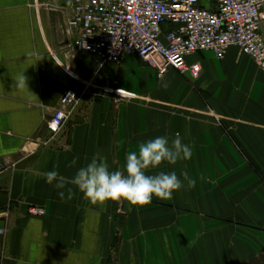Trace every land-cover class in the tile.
Wrapping results in <instances>:
<instances>
[{
	"label": "crops",
	"instance_id": "0c3cea01",
	"mask_svg": "<svg viewBox=\"0 0 264 264\" xmlns=\"http://www.w3.org/2000/svg\"><path fill=\"white\" fill-rule=\"evenodd\" d=\"M72 16L68 0H0L2 264H264V72L235 47L224 60L190 56L202 67L196 81L159 77L136 55L105 65L68 56ZM86 85L53 135L46 125L62 95ZM177 132L193 155L163 170L196 182L170 200L61 202L44 179L54 167L70 179L72 159L78 167L97 152L122 169L125 152ZM33 206L46 215L29 216Z\"/></svg>",
	"mask_w": 264,
	"mask_h": 264
},
{
	"label": "built area",
	"instance_id": "2783aa9c",
	"mask_svg": "<svg viewBox=\"0 0 264 264\" xmlns=\"http://www.w3.org/2000/svg\"><path fill=\"white\" fill-rule=\"evenodd\" d=\"M73 16L70 26L78 35L65 48L67 55L90 54L101 65L120 64L136 55L159 77L178 72L189 81L200 78V63L188 58L210 52L224 60L235 47L264 72V0H68ZM68 88L59 108L47 122L53 135L62 131L73 110L88 93ZM29 216L44 217L46 210L30 207ZM6 229L0 228V236ZM0 264L2 261L0 260Z\"/></svg>",
	"mask_w": 264,
	"mask_h": 264
},
{
	"label": "clouds",
	"instance_id": "9594fccd",
	"mask_svg": "<svg viewBox=\"0 0 264 264\" xmlns=\"http://www.w3.org/2000/svg\"><path fill=\"white\" fill-rule=\"evenodd\" d=\"M192 155L193 146L184 143L177 132L171 141L166 135L157 136L140 142L136 150L125 152L122 169L111 170L107 157L97 152L78 167L79 157H74L69 166L75 172L70 179L61 176L55 167L43 176L61 202L71 201L79 194L91 205L126 202L138 208L151 204L154 198L170 200L185 186V181L194 186L196 181L187 172L178 176L175 170L165 171L162 167L176 165Z\"/></svg>",
	"mask_w": 264,
	"mask_h": 264
},
{
	"label": "rangeland",
	"instance_id": "374dc122",
	"mask_svg": "<svg viewBox=\"0 0 264 264\" xmlns=\"http://www.w3.org/2000/svg\"><path fill=\"white\" fill-rule=\"evenodd\" d=\"M166 214H167V212H165ZM166 218H167V216H166ZM164 219V218H163ZM165 231V228L164 227H162V232H164ZM163 234V233H162Z\"/></svg>",
	"mask_w": 264,
	"mask_h": 264
}]
</instances>
